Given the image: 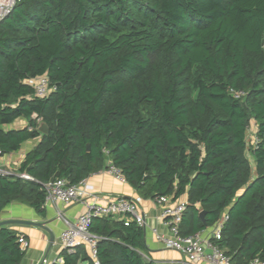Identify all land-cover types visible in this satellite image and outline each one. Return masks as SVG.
I'll use <instances>...</instances> for the list:
<instances>
[{"label":"trees","instance_id":"16d2710c","mask_svg":"<svg viewBox=\"0 0 264 264\" xmlns=\"http://www.w3.org/2000/svg\"><path fill=\"white\" fill-rule=\"evenodd\" d=\"M41 75L54 87L43 97L28 82ZM34 138L17 169L30 179L0 175V212L43 214V183L109 161L142 199H186L180 235L226 213L214 244L233 264L264 261V0H16L0 20L1 156ZM89 230L100 264H156L134 221ZM18 238L0 226V264H20ZM59 257L93 264L82 245Z\"/></svg>","mask_w":264,"mask_h":264},{"label":"built area","instance_id":"2783aa9c","mask_svg":"<svg viewBox=\"0 0 264 264\" xmlns=\"http://www.w3.org/2000/svg\"><path fill=\"white\" fill-rule=\"evenodd\" d=\"M16 0H0V20L5 18L15 5ZM33 87L34 95L46 96L54 87L50 86L48 77L41 75L28 80ZM233 92V91H232ZM233 94L239 97L243 94L241 91H234ZM256 124L251 121L247 126L246 140L255 143ZM1 156L0 151V159ZM105 170L112 174L116 179L124 181V177L119 168L111 162H107ZM15 174L24 179H30L26 173H13L12 171L0 166V175ZM86 178H83L76 184H69L64 178H54L43 183L45 192L44 204L70 205L80 200L84 195L91 197L90 200L83 201L84 210L80 212L77 218L67 223L61 229L58 241L62 248L69 252L73 251L76 246L82 245L86 248L93 264H100L97 257L98 236L89 230V226L94 217L112 216L124 220L125 224L134 221L138 226L145 227V217L140 210L142 198L138 195L132 198L116 197L108 200L104 204L96 201V196L87 194L83 186ZM161 207L160 216L167 226L168 233L164 236L154 230L157 239L163 242L168 249L176 250L185 257L184 264H233L224 251L214 244V239H220L223 224L227 219L226 213H223L220 219L211 227L206 228V232H198L190 236H182L179 233V224L182 213L186 206L185 198H173L172 195H163L155 199ZM61 216V212H59ZM20 248L26 250L28 247L27 240L19 235ZM246 264H264L263 260L255 257Z\"/></svg>","mask_w":264,"mask_h":264},{"label":"crops","instance_id":"0c3cea01","mask_svg":"<svg viewBox=\"0 0 264 264\" xmlns=\"http://www.w3.org/2000/svg\"><path fill=\"white\" fill-rule=\"evenodd\" d=\"M26 124L25 119H18L10 126L17 128ZM39 138L30 139L22 144L21 148L13 153L6 154L0 159V166L18 173L17 169L22 161L24 154L31 149ZM21 146V147H22ZM84 191L91 196H96L98 203L104 204L108 200L116 197L132 198L137 194L132 187L124 180L116 179L105 169L99 170L86 177ZM90 200L91 197L84 195L80 200L70 205L44 204L43 214L37 213L33 208L20 202H10L0 212V222L5 220H26L39 222L44 224L50 232L40 226L28 224H7L12 226L19 235H22L28 242L26 252L20 264H53L61 263L59 257L60 251L63 249L58 241V236L62 228L67 223L73 222L77 216L84 210L83 201ZM140 210L145 217L144 230V248L141 253L149 259L155 261L156 264H184L185 257L176 250L168 249L163 242L154 235V230L162 235L168 233L167 226L160 216L161 207L155 200L142 199L140 202ZM61 212V216H59ZM204 229L200 232L205 233ZM50 234L53 240L50 239ZM87 264V263H86Z\"/></svg>","mask_w":264,"mask_h":264},{"label":"water","instance_id":"95a60500","mask_svg":"<svg viewBox=\"0 0 264 264\" xmlns=\"http://www.w3.org/2000/svg\"><path fill=\"white\" fill-rule=\"evenodd\" d=\"M38 130L42 133V134H47L48 133V126L44 123V122H40L39 126H38ZM87 148H89V146H87ZM199 217L201 218V220H204V212L201 211L199 213ZM7 224H28V225H35V226H40L42 228H44L45 230H47L48 232H50L48 230V228L39 222H32V221H26V220H5V221H1L0 222V226L2 225H7ZM50 239L51 241L53 240V236L52 234H50Z\"/></svg>","mask_w":264,"mask_h":264},{"label":"rangeland","instance_id":"374dc122","mask_svg":"<svg viewBox=\"0 0 264 264\" xmlns=\"http://www.w3.org/2000/svg\"><path fill=\"white\" fill-rule=\"evenodd\" d=\"M18 128V127H17ZM24 148V145L21 147V150ZM248 155V157H249V154H247ZM250 158V157H249ZM251 159V158H250ZM78 264H86V262L85 261H80Z\"/></svg>","mask_w":264,"mask_h":264}]
</instances>
